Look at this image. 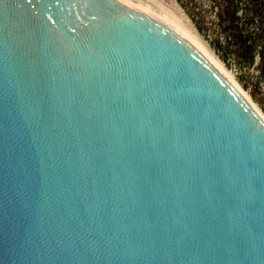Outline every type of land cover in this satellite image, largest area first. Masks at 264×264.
<instances>
[{"label":"water","instance_id":"obj_1","mask_svg":"<svg viewBox=\"0 0 264 264\" xmlns=\"http://www.w3.org/2000/svg\"><path fill=\"white\" fill-rule=\"evenodd\" d=\"M0 264H264V120L140 0H0Z\"/></svg>","mask_w":264,"mask_h":264},{"label":"rangeland","instance_id":"obj_2","mask_svg":"<svg viewBox=\"0 0 264 264\" xmlns=\"http://www.w3.org/2000/svg\"><path fill=\"white\" fill-rule=\"evenodd\" d=\"M140 1L206 49L264 120V0Z\"/></svg>","mask_w":264,"mask_h":264},{"label":"flooded vegetation","instance_id":"obj_3","mask_svg":"<svg viewBox=\"0 0 264 264\" xmlns=\"http://www.w3.org/2000/svg\"><path fill=\"white\" fill-rule=\"evenodd\" d=\"M264 55V40H263V43H262V45H261V49H260V51H259V56H263Z\"/></svg>","mask_w":264,"mask_h":264},{"label":"trees","instance_id":"obj_4","mask_svg":"<svg viewBox=\"0 0 264 264\" xmlns=\"http://www.w3.org/2000/svg\"><path fill=\"white\" fill-rule=\"evenodd\" d=\"M212 47H213L214 50L217 51V52H219V50H220V48H221L218 44L216 45L215 43H213Z\"/></svg>","mask_w":264,"mask_h":264},{"label":"bare ground","instance_id":"obj_5","mask_svg":"<svg viewBox=\"0 0 264 264\" xmlns=\"http://www.w3.org/2000/svg\"><path fill=\"white\" fill-rule=\"evenodd\" d=\"M196 41V40H195ZM197 42V41H196ZM203 48V47H202ZM204 49V48H203ZM209 55H210V53L206 50V49H204ZM211 56V55H210ZM246 99V98H245ZM247 100V99H246ZM251 105V104H250Z\"/></svg>","mask_w":264,"mask_h":264}]
</instances>
